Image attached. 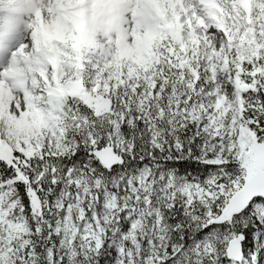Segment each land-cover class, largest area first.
I'll list each match as a JSON object with an SVG mask.
<instances>
[{
    "label": "snow or ice",
    "instance_id": "6c2138e0",
    "mask_svg": "<svg viewBox=\"0 0 264 264\" xmlns=\"http://www.w3.org/2000/svg\"><path fill=\"white\" fill-rule=\"evenodd\" d=\"M0 11V264H264V0Z\"/></svg>",
    "mask_w": 264,
    "mask_h": 264
},
{
    "label": "clouds",
    "instance_id": "9594fccd",
    "mask_svg": "<svg viewBox=\"0 0 264 264\" xmlns=\"http://www.w3.org/2000/svg\"><path fill=\"white\" fill-rule=\"evenodd\" d=\"M6 16H7L6 12L0 11V24H3L5 22Z\"/></svg>",
    "mask_w": 264,
    "mask_h": 264
},
{
    "label": "trees",
    "instance_id": "16d2710c",
    "mask_svg": "<svg viewBox=\"0 0 264 264\" xmlns=\"http://www.w3.org/2000/svg\"><path fill=\"white\" fill-rule=\"evenodd\" d=\"M179 167L181 168V170H183L185 167H189L188 165H184V164H180ZM196 165L195 164H192L190 166V169H195Z\"/></svg>",
    "mask_w": 264,
    "mask_h": 264
}]
</instances>
